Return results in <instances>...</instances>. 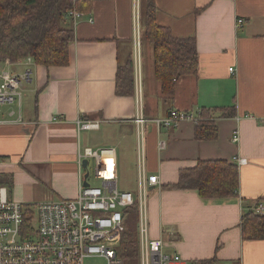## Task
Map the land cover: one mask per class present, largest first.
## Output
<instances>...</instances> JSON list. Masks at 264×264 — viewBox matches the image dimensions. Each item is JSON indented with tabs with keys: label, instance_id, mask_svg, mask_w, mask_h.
<instances>
[{
	"label": "crops",
	"instance_id": "obj_1",
	"mask_svg": "<svg viewBox=\"0 0 264 264\" xmlns=\"http://www.w3.org/2000/svg\"><path fill=\"white\" fill-rule=\"evenodd\" d=\"M156 2L158 25L177 39L196 40L198 75L180 79L175 95L166 98L154 75V53L146 71L139 54L135 96H117L119 64L124 54L134 53L136 0H89L91 10L74 28L69 66L12 67L19 73L29 68L32 81L21 111L11 105L3 113L0 176L11 179V198L21 204L75 199L79 150L90 147L116 150L119 177L124 150L138 179L136 118L141 115L147 121L145 170L160 179L148 190L150 238L163 239L165 254L189 263L216 258L220 264H264V240L244 241L241 231L243 215L264 200V0ZM239 18L244 25L237 29ZM231 107L236 115L222 117ZM204 109L215 117L216 139L198 140L192 122L173 128L154 122L171 111ZM19 112L23 125L11 123ZM81 119L100 122V128L79 132ZM236 157L247 160L237 164L238 197L204 199L196 190L170 188L182 170L201 161L235 163ZM137 190L138 184L125 191Z\"/></svg>",
	"mask_w": 264,
	"mask_h": 264
},
{
	"label": "built area",
	"instance_id": "obj_2",
	"mask_svg": "<svg viewBox=\"0 0 264 264\" xmlns=\"http://www.w3.org/2000/svg\"><path fill=\"white\" fill-rule=\"evenodd\" d=\"M82 16L76 9L68 13L73 28ZM243 25L244 20L239 18L236 28L240 29ZM139 36L135 17L134 39ZM32 64L33 60L28 58L18 65L27 67ZM13 66L16 65L9 61L0 63V125L5 123L2 119L5 107L18 105L21 111L25 87L32 81L29 68L18 73L12 70ZM233 70L230 69V72ZM10 115L14 116L15 112ZM199 119L198 113L171 111L167 117L154 122L159 127L173 128L182 122L196 124ZM146 122L141 115L136 118L139 160L136 193L119 189V164L114 148L79 150V193L75 199L24 205L11 198L8 187L0 186V264H84L92 256L105 257L109 264H123L117 248L125 231L124 213L135 203L139 213V263L190 264L177 254H165L164 240H152L149 235L148 190L150 186L159 185L160 179L158 175H147L145 170ZM11 123H25L21 112ZM78 126L79 132L98 130L100 122L81 119ZM238 140L237 135L235 141ZM90 160L94 161V178L101 182V186H93L89 181ZM235 163L242 166L247 164V160L236 157ZM86 173H89L87 180ZM86 181L89 186H86ZM255 211L264 213V204H258Z\"/></svg>",
	"mask_w": 264,
	"mask_h": 264
},
{
	"label": "trees",
	"instance_id": "obj_3",
	"mask_svg": "<svg viewBox=\"0 0 264 264\" xmlns=\"http://www.w3.org/2000/svg\"><path fill=\"white\" fill-rule=\"evenodd\" d=\"M143 29L141 43L152 45L153 67L162 95L172 98L178 81L194 77L199 72V54L194 38L177 39L168 28L158 25L156 0H141ZM76 9L84 14L91 10L89 0H0V63L12 65L31 58L33 64L46 68L67 67L71 61V45L75 33L68 13ZM117 96H135L134 54L121 60L117 72ZM222 117L236 115L235 107L221 111ZM195 125L198 140H212L218 136L215 117L209 110L198 113ZM12 181L0 176V186L10 189ZM171 189L196 190L204 199L239 196L238 165L226 160L201 161L193 169L182 170L179 181ZM264 200L259 201L258 204ZM256 205V207L258 206ZM125 231L121 235L117 253L123 264L139 263L138 205L124 213ZM244 241L264 240V213L250 210L241 221ZM198 264H220L216 258Z\"/></svg>",
	"mask_w": 264,
	"mask_h": 264
},
{
	"label": "rangeland",
	"instance_id": "obj_4",
	"mask_svg": "<svg viewBox=\"0 0 264 264\" xmlns=\"http://www.w3.org/2000/svg\"><path fill=\"white\" fill-rule=\"evenodd\" d=\"M135 13H136L135 17H136V22H137L138 31H139L140 36L137 39H134V53L133 54H134L135 62H136L137 54H139L138 52L141 51V53H140V67L142 66V60H144V66H145V71H146L148 58H150V59L153 58V56H152L153 48H152V45L150 43H145V42L143 43V45L141 47V35L143 34L142 33L143 16H142L141 0H136V11H135ZM126 56H127V54H124L123 61L126 58ZM23 71H21V72H23ZM146 82H148V81L146 80ZM141 86H142V77H141ZM148 86H150V85H148ZM28 88L29 87L27 86V89ZM147 108L149 110V108H151V107L148 105ZM10 110H11L10 107H5L4 108V112L10 111ZM136 129H137V127H136ZM85 134H84V136H85ZM123 152L124 153H122V156H121L122 157V163H121V170H120V177H119V189L120 190H131V191H134L135 188H136V185L138 184L137 183L138 179H137L136 175H134V171H133V169L131 167V164L129 163L128 156L125 155V151L124 150H123ZM0 166H1V162H0ZM88 170L90 172V179H89L90 183L93 186H101V182L94 178L95 169H94V161L93 160L89 161ZM138 232H139V221H138V224H137V233ZM84 264H109V262H108V260L105 257L92 256V257H88L85 260ZM138 264H140V263H138ZM190 264H198V262L195 261V262H192Z\"/></svg>",
	"mask_w": 264,
	"mask_h": 264
},
{
	"label": "water",
	"instance_id": "obj_5",
	"mask_svg": "<svg viewBox=\"0 0 264 264\" xmlns=\"http://www.w3.org/2000/svg\"><path fill=\"white\" fill-rule=\"evenodd\" d=\"M87 164H88V162L86 161L85 162V166H87ZM89 177V173H86V175H85V179L87 180V178ZM86 186H89V183L86 181Z\"/></svg>",
	"mask_w": 264,
	"mask_h": 264
}]
</instances>
